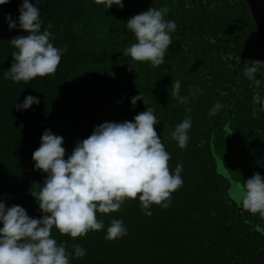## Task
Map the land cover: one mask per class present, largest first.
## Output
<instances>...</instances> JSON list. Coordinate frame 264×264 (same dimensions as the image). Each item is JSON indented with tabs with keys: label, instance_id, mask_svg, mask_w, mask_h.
<instances>
[{
	"label": "trees",
	"instance_id": "obj_1",
	"mask_svg": "<svg viewBox=\"0 0 264 264\" xmlns=\"http://www.w3.org/2000/svg\"><path fill=\"white\" fill-rule=\"evenodd\" d=\"M29 2L40 10L41 30L53 34L50 42L66 51L54 76L28 83L5 79L16 50L10 40L26 33L18 23L22 0L0 5V201L41 218L31 192L40 190L46 174L35 170L32 154L45 130L63 137L67 159L98 125L134 122L150 107L171 171L183 166L182 187L167 209L152 205L151 216L138 199L126 200L118 212L97 213L104 222L100 231L72 239L54 228L70 264H264V219L244 210L233 194L235 183L255 173L264 177V69L256 74L259 86L244 75L249 61L264 62L253 8L243 0H122V9L94 0ZM150 7H167L165 19L177 26L158 67L123 55L136 42L127 21ZM8 14L15 29L9 30ZM176 80L186 104L171 96ZM190 89L199 92L194 96ZM139 94L146 105L139 100L133 107ZM29 95L39 104L17 111L15 103ZM217 102L223 107L209 116ZM188 116L192 127L181 149L171 132ZM112 219L123 221L127 235L109 241ZM74 245L86 254L77 258Z\"/></svg>",
	"mask_w": 264,
	"mask_h": 264
},
{
	"label": "clouds",
	"instance_id": "obj_2",
	"mask_svg": "<svg viewBox=\"0 0 264 264\" xmlns=\"http://www.w3.org/2000/svg\"><path fill=\"white\" fill-rule=\"evenodd\" d=\"M10 0H0V5ZM106 9L116 5L122 9V0H94ZM167 7L148 10L131 17L127 23L135 37V43L123 51V55L134 62H147L153 67L164 63L165 54L172 44L176 23L166 20ZM19 28L24 35L10 40L16 49L12 52L13 63L4 72L5 79L13 83H28L37 77L54 76L66 49L55 47L48 30H41L40 10L29 0H22L19 8ZM9 30L17 23L11 14L6 16ZM48 28H51L49 23ZM244 75L257 86L261 81L256 74L264 69V62L249 61ZM130 67H132L130 65ZM171 96L180 104L188 103V97L180 94L181 83L176 80L171 85ZM199 89L192 90V95ZM146 101L139 94L132 97L131 105ZM34 96L25 97L22 104H16L17 111L27 110L39 104ZM122 103V101L118 102ZM223 107L219 102L210 110L214 116ZM191 112V109H186ZM159 123L154 109L137 114L134 122H104L94 128L86 139L77 141L72 153L66 156L62 136L45 130L38 149L32 154L35 170L46 174L43 186L38 192H31L42 213L41 218L30 217L26 210L13 205L6 207L0 201V264H70V254L65 244H57L52 236L55 228L62 235L72 239L86 236L90 231H100L104 222L97 213L118 212L126 200L140 202L146 216H151L152 205L167 209L172 193L183 185L178 164L172 172L169 166L170 154L166 151L155 129ZM192 127L191 117H186L171 132V138L181 149L187 147L188 132ZM234 196L242 203L244 210L264 219V177L255 173L243 184L234 185ZM127 235L123 221L112 219L107 228L106 239L114 241ZM77 258L83 257L85 250L74 245Z\"/></svg>",
	"mask_w": 264,
	"mask_h": 264
},
{
	"label": "rangeland",
	"instance_id": "obj_3",
	"mask_svg": "<svg viewBox=\"0 0 264 264\" xmlns=\"http://www.w3.org/2000/svg\"><path fill=\"white\" fill-rule=\"evenodd\" d=\"M243 1L247 2V4L253 8V11H254L253 17L256 21L257 27H259L261 39H262V42L264 43V20L259 19L260 18V9H258V5L260 3L263 4L264 0H243ZM256 12L259 13L258 18L256 17L257 16ZM260 91L263 93V96H264V89L260 88ZM259 104H260V107H264V103H262V101H260ZM260 110H262V108H260ZM239 182L241 183V181H239Z\"/></svg>",
	"mask_w": 264,
	"mask_h": 264
},
{
	"label": "water",
	"instance_id": "obj_4",
	"mask_svg": "<svg viewBox=\"0 0 264 264\" xmlns=\"http://www.w3.org/2000/svg\"><path fill=\"white\" fill-rule=\"evenodd\" d=\"M258 14H259V13L256 12V15H257L256 17H257V18L259 17ZM259 19L264 20V11H263L261 8H260V18H259ZM254 21H255V19H254ZM255 23H256V21H255Z\"/></svg>",
	"mask_w": 264,
	"mask_h": 264
}]
</instances>
